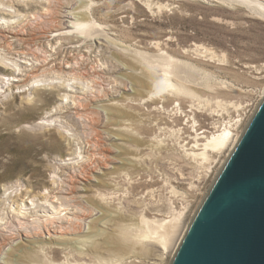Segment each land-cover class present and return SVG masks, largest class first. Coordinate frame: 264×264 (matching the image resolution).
I'll return each instance as SVG.
<instances>
[{"label":"rangeland","instance_id":"374dc122","mask_svg":"<svg viewBox=\"0 0 264 264\" xmlns=\"http://www.w3.org/2000/svg\"><path fill=\"white\" fill-rule=\"evenodd\" d=\"M11 1L7 3L14 5ZM70 1L61 8L63 15L80 6L77 0ZM81 7L86 20L100 24L117 47L98 57L91 53L86 67L104 68L98 73L111 93L88 101L84 124L75 123V115L67 120L82 151L90 146L117 158L110 168L99 162L80 165L77 174L83 173L73 177L80 186H88L83 192L88 197L66 204L72 209L80 205L77 209L89 214L77 232L64 236L87 238L84 244L70 239L69 246L61 247L44 235L0 240V264H170L219 178L223 165L218 160L226 163L229 158L224 156L227 152L221 156L212 150L206 157L199 155L202 144L225 126L232 127L237 141L241 139L264 100V16L245 4L221 0H82ZM63 20L65 25L71 21ZM97 40L104 44L108 39ZM164 56L179 63L178 69L184 64L182 74L177 71L179 77L171 76L183 92L149 97V87L132 92L129 75L120 83L124 64L157 78ZM4 73L0 69V78ZM25 96L15 91L0 98V198L7 186L25 189L28 193L18 192L10 199L19 206L24 197L41 200L48 191L55 193L54 180L68 192L73 165L65 160L75 150L54 127L28 128L55 115L60 92L40 86L31 94L32 101ZM62 110L65 115L71 112ZM123 157H131V163H120ZM185 216L187 228L173 256L140 236L143 219L156 225ZM97 228H103L102 234ZM34 245H45L44 250L32 249Z\"/></svg>","mask_w":264,"mask_h":264},{"label":"bare ground","instance_id":"6f19581e","mask_svg":"<svg viewBox=\"0 0 264 264\" xmlns=\"http://www.w3.org/2000/svg\"><path fill=\"white\" fill-rule=\"evenodd\" d=\"M7 1L0 0V6L2 5L0 8V69L6 71L2 78H0V98H7L11 94H15L16 91L21 96L25 94V98L28 101H32L31 94L40 86L57 89L60 92L58 106L53 113L51 112L55 115L50 117V119L41 118L36 125L32 126V128H56L60 131L63 137L72 142L75 150L73 153L71 152V157L65 160L71 162L73 165L71 166V171L68 175L69 179L67 180L66 185L69 189L68 192L64 193L65 191L62 190L61 186L62 183L54 180L55 193H50L48 191L46 194H43L41 200L37 196L24 197L28 202L24 204V199L20 201L21 204L19 206L18 203L13 202V200L11 201L10 199L13 194H17L18 192H20L19 194L28 193L27 190L22 189L23 192H21L15 185L7 186L3 189L0 198V240L3 242L6 240L13 241L22 236L39 237L44 235V239H56V244L61 247L66 246L67 244L69 246L70 242L68 241L70 239L74 241L73 244H84V242L87 241V238H71L64 236V234L71 233V231L77 232L78 229L82 227L83 222L87 219L89 214L77 209L78 206L72 209L69 207L71 204L69 206L66 204L68 202H74V204H76L79 199H85L88 197V195L83 194V192L89 190L87 188L88 186L83 187V184L80 186L79 182L73 177L83 173V171H81L77 174V167L80 165H93L99 162L100 166L102 165L104 168H110L109 166L112 159L114 160L117 157L110 158L111 155L104 153V149L97 151L96 148L91 149L90 146L89 148L84 147L85 150L82 151V146L79 144L78 140L79 138L77 139L78 136L76 137L77 134L74 132L71 123H68V120L75 115L76 118H74L75 116L73 117L74 122L79 124V126L80 124H84L83 121H86L84 115L86 114L85 110L86 106H88V101L99 100L102 96L108 95L107 93H111L109 88L103 87V84L101 83L102 77L98 73L99 71L104 70V68H94L92 66L93 68L91 67L90 71H86V67L87 60L91 53H95L94 57H98L102 52L117 47L116 42L104 34L103 28L100 24L86 20V13L81 7L82 0H77V2L80 3V6L79 4L76 5L69 10L66 15H63L61 8L65 7V4L71 2L70 0H15L14 5L10 2L8 4ZM221 1L245 4L248 7L255 9L257 14L259 13L264 16V1ZM15 5L22 6L24 10L14 7ZM31 5L34 6V10H31ZM63 17H67L71 20L68 25H65ZM98 36H104L108 40L104 44L100 43L99 40H97ZM89 41H95V43L92 45L91 42L88 43ZM88 45L91 49L87 47ZM140 52H137L136 54L137 56L140 54L142 57L141 59H143L144 55ZM148 56L151 57L150 55ZM158 57L156 58L158 59ZM161 60L162 61L159 60L160 66L156 65L158 64L156 63L157 61H155L156 64H153L162 67V69H160L162 73L160 75L158 74L157 78H155V76L153 78V75L150 76V73V75L139 71L136 73V70L134 71L133 69L134 66L131 67L132 65L128 66L124 64L122 67L125 70V75L122 73L120 76V83H122V80H126V75H129L131 79L133 78L130 82L132 92H138L141 91L143 87H149V97H157L160 93L173 95L175 93L183 92L184 89L181 87L182 85L180 86L173 83L171 76L172 73H175L173 75L176 76L178 74L177 71H180L181 73L184 64L180 63L183 65H181L182 67L179 68V70L177 68L179 63L170 58V56H164ZM146 61L148 62L149 60ZM99 66L101 67V65ZM109 71L114 72V70ZM87 72H89V75H87ZM110 72L108 73L110 74ZM177 76L179 77V75ZM108 78L112 77L109 76ZM114 104V102L109 103V105ZM62 108H69V111L71 112H69L68 115H65V111H63ZM252 120L253 118L251 121ZM231 129V126H225L218 134H213L202 144L203 152L199 154L206 157L207 151L212 150L217 153H222V156L224 152H227L224 155L225 158L229 156L226 163H224V161L221 162L220 159L218 160V163H221V166L223 165L222 170L230 160L241 140L239 139L237 141V136L231 132ZM120 136H118L117 139H119ZM95 150L97 151L98 156L94 153ZM117 151L119 150L117 149ZM85 152L87 155H84ZM131 160V157H123L119 162L129 165ZM56 194H59L60 196ZM19 200H21V198ZM78 208H80V205ZM102 212L104 213L105 211ZM108 215L113 216L112 214ZM188 217L189 216H185L181 221L176 219L170 221H157L158 223H156V225L154 224L155 221H153V223H150L152 225L154 224L153 227H150V221L148 222L143 219L142 221L145 224V228H142L140 236H142L143 239L155 243V245H157L156 247L161 248L165 254L172 255L176 253L175 250L178 248L177 245L180 242V237L186 231V221ZM100 226L105 227V225L103 226L101 224ZM88 231H90L89 227ZM102 232L103 228L96 229L97 234H102ZM41 238L43 237L41 236ZM89 243H91V240ZM29 244L32 245L33 243ZM44 246L34 245L32 249L35 248V250L42 252ZM29 247L31 248V246ZM77 248L84 249L81 247ZM1 259H4V257L2 256ZM173 261L174 260H172L170 264H172ZM4 263L7 264V261H4Z\"/></svg>","mask_w":264,"mask_h":264},{"label":"water","instance_id":"95a60500","mask_svg":"<svg viewBox=\"0 0 264 264\" xmlns=\"http://www.w3.org/2000/svg\"><path fill=\"white\" fill-rule=\"evenodd\" d=\"M172 264H264V100Z\"/></svg>","mask_w":264,"mask_h":264}]
</instances>
